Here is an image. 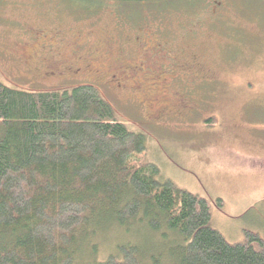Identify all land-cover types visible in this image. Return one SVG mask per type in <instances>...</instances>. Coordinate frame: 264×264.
Segmentation results:
<instances>
[{"label":"rangeland","instance_id":"obj_1","mask_svg":"<svg viewBox=\"0 0 264 264\" xmlns=\"http://www.w3.org/2000/svg\"><path fill=\"white\" fill-rule=\"evenodd\" d=\"M144 3L0 0V81L25 91L98 86L120 119L146 135L147 156L159 166L160 178L208 199L213 225L229 241L243 240L245 230L264 237V0ZM36 28L44 30L41 36ZM21 39L31 46L23 48ZM51 44L60 52L48 56V69L81 61L87 76L37 78L4 56L8 46L34 63L38 50ZM162 45L198 52L201 61L219 65L218 73L224 68V79L207 87L198 83L188 96L182 83L177 87L160 73L154 58L148 68L139 67L145 49ZM102 68L116 73L112 85L96 76ZM164 81L172 88L166 90ZM102 225L81 264L104 261L132 242L151 252L145 264H153V254L168 264L167 249L152 252L157 249L151 244H163L164 237L147 225Z\"/></svg>","mask_w":264,"mask_h":264},{"label":"trees","instance_id":"obj_2","mask_svg":"<svg viewBox=\"0 0 264 264\" xmlns=\"http://www.w3.org/2000/svg\"><path fill=\"white\" fill-rule=\"evenodd\" d=\"M147 152L146 135L94 84L25 91L0 81V264H81L105 221L161 234L152 252L167 249L168 264H264L260 233L229 241L209 200L161 179ZM141 247L120 244L97 264H145Z\"/></svg>","mask_w":264,"mask_h":264},{"label":"flooded vegetation","instance_id":"obj_3","mask_svg":"<svg viewBox=\"0 0 264 264\" xmlns=\"http://www.w3.org/2000/svg\"><path fill=\"white\" fill-rule=\"evenodd\" d=\"M36 30L39 31L41 36L44 32L42 28H36ZM22 40V39H21ZM23 48L26 45L31 46L30 42L24 43L25 41H21ZM33 46V45H32ZM163 46V47H162ZM156 46L155 48H149L145 49L144 52L146 54V58L139 63V67L141 68H148L147 61L154 58L158 62V65H160V73L163 74L166 73L167 77H170L173 82L176 81L177 87L181 86L186 89V92H188V96L193 90L195 89V86L200 83L202 84V87H207V85L212 82L216 83L219 80L224 79L223 77V71L224 68L222 66L219 67V73L218 69L215 66L219 65H212L210 63H207L205 61H201V56L197 54L196 52H193L189 49H176L175 47H169V46ZM40 47V46H38ZM54 44L48 45L43 47V49L38 50L39 54L33 60L34 63H30L29 61H25L24 54L19 53L12 47L8 50H4V56L11 57L15 64H17L18 67H22L24 71L31 76V74L28 72H34V77L37 76V78H42L45 75H51V76H61V77H67L69 79H72L74 77H78L75 75H81L82 77L87 76L86 73H84L83 69L84 66L82 65L81 61L77 62L76 64H66V66H63L61 71H55L53 70V66L49 67L48 63V56L52 57V55H58L60 51H57L53 48ZM46 50L48 52L46 53ZM169 50V51H168ZM200 53V52H199ZM201 54V53H200ZM6 59V58H5ZM169 59V61H168ZM168 61V62H167ZM167 62V63H166ZM166 63V64H165ZM15 66V65H14ZM132 65H130L131 68ZM216 68V71H215ZM46 70V72H44ZM134 72H137L138 69H133ZM215 71L216 73H213ZM93 73V71L91 72ZM96 76L99 77V79H102L104 83L107 85H112L114 81H116V73H113L111 69H105L102 68L101 71H97ZM71 76L72 78H70ZM166 77V78H167ZM90 80V79H89ZM165 82V89H171L173 83ZM184 92V91H183ZM206 93V91H204ZM181 108L186 111L187 104L186 102L181 105Z\"/></svg>","mask_w":264,"mask_h":264},{"label":"water","instance_id":"obj_4","mask_svg":"<svg viewBox=\"0 0 264 264\" xmlns=\"http://www.w3.org/2000/svg\"><path fill=\"white\" fill-rule=\"evenodd\" d=\"M110 1H149V0H110Z\"/></svg>","mask_w":264,"mask_h":264}]
</instances>
